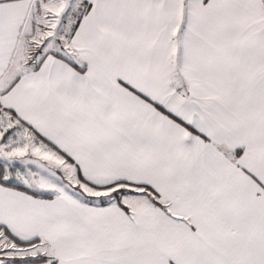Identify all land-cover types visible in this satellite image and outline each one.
<instances>
[{
	"label": "snow or ice",
	"instance_id": "1",
	"mask_svg": "<svg viewBox=\"0 0 264 264\" xmlns=\"http://www.w3.org/2000/svg\"><path fill=\"white\" fill-rule=\"evenodd\" d=\"M0 264H264V0H0Z\"/></svg>",
	"mask_w": 264,
	"mask_h": 264
}]
</instances>
